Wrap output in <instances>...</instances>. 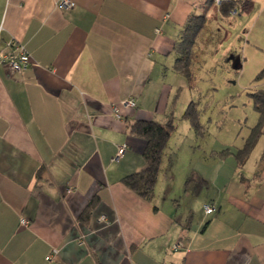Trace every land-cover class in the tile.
Returning <instances> with one entry per match:
<instances>
[{"label":"crops","instance_id":"crops-1","mask_svg":"<svg viewBox=\"0 0 264 264\" xmlns=\"http://www.w3.org/2000/svg\"><path fill=\"white\" fill-rule=\"evenodd\" d=\"M72 1L0 0V52L30 55L20 71L0 64V264H264V122L236 159L257 113L247 134L194 150L179 181L159 174L152 201L121 182L145 164L129 124L183 107L175 45L206 0Z\"/></svg>","mask_w":264,"mask_h":264},{"label":"rangeland","instance_id":"rangeland-1","mask_svg":"<svg viewBox=\"0 0 264 264\" xmlns=\"http://www.w3.org/2000/svg\"><path fill=\"white\" fill-rule=\"evenodd\" d=\"M241 1L245 8L241 2L240 10L227 16L214 4L205 7L208 19L191 49L194 77L189 84L183 79L177 97L183 107L178 106L180 112L174 113V128L160 165L159 174H167L170 185L179 181L180 172L191 160L194 163V150L199 154L218 140L232 141L238 131L247 134L254 123L257 112L249 93L264 80H255L264 66V0ZM232 55L240 56L241 69L234 67L236 59H228ZM190 101L199 110L202 135L183 117Z\"/></svg>","mask_w":264,"mask_h":264},{"label":"trees","instance_id":"trees-1","mask_svg":"<svg viewBox=\"0 0 264 264\" xmlns=\"http://www.w3.org/2000/svg\"><path fill=\"white\" fill-rule=\"evenodd\" d=\"M241 0H221L217 3L216 0H206L207 5H216L222 16L236 13L240 10L239 3ZM245 3L242 2L241 7L245 8ZM206 19L205 13L199 15H189L183 29L181 30L180 39L175 45L177 56L174 61V70L185 77L188 83L193 80V72L191 70L192 64V47L195 40L203 28ZM264 79V66L258 72L255 80ZM253 101V108L258 114L257 123L250 128V134L245 140L242 148L236 152L237 163L241 164L247 158L249 152L254 146L257 138L259 137L264 122V90L256 89L249 93ZM199 110L194 101H190L184 111L183 117L190 121L191 127L195 130L196 134L202 135L204 127L199 122ZM173 114H167L162 120H134L129 124V132L145 142L143 149L144 166L139 171L131 172L121 178V182L138 196L152 201L154 197V188L159 175L161 161L164 155L165 148L168 143L171 131L174 128ZM228 147L222 150L219 154L226 153ZM196 180L194 177H188L186 184ZM202 183V180H199ZM95 199L89 202L85 214L89 213L90 208L93 206Z\"/></svg>","mask_w":264,"mask_h":264},{"label":"built area","instance_id":"built-area-1","mask_svg":"<svg viewBox=\"0 0 264 264\" xmlns=\"http://www.w3.org/2000/svg\"><path fill=\"white\" fill-rule=\"evenodd\" d=\"M217 3H220L221 0H216ZM59 6L64 8H72L74 6V2L72 0H59ZM232 14H236V11H233ZM30 62V55L26 51L25 47L19 42H9L8 46L5 50L0 52V64H7L11 69L15 71H20L24 69ZM136 105L135 99L133 97H128L120 101L119 105H115L113 107L114 113L116 115L119 114V106L126 107H134ZM126 149V144H122L118 146L115 155L112 157L113 161H117L124 154ZM204 211L206 213H211L213 211V207L210 204L203 205ZM105 219L104 216H100V220L103 221ZM21 224H27L28 221L25 218H21ZM182 247V241L179 240L174 245H172L171 249L176 250ZM58 253L57 248H53L52 251L46 256L47 260H51ZM163 264H171L169 262H165Z\"/></svg>","mask_w":264,"mask_h":264},{"label":"water","instance_id":"water-1","mask_svg":"<svg viewBox=\"0 0 264 264\" xmlns=\"http://www.w3.org/2000/svg\"><path fill=\"white\" fill-rule=\"evenodd\" d=\"M233 56H230V58H232ZM234 67H237V64H236V62L234 63Z\"/></svg>","mask_w":264,"mask_h":264}]
</instances>
